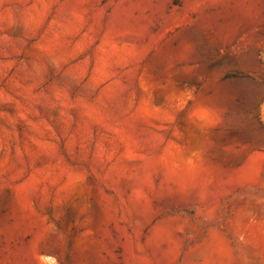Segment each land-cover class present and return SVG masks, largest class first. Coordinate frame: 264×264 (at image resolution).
I'll return each mask as SVG.
<instances>
[{
  "label": "rangeland",
  "instance_id": "obj_1",
  "mask_svg": "<svg viewBox=\"0 0 264 264\" xmlns=\"http://www.w3.org/2000/svg\"><path fill=\"white\" fill-rule=\"evenodd\" d=\"M0 264H264V0H0Z\"/></svg>",
  "mask_w": 264,
  "mask_h": 264
}]
</instances>
